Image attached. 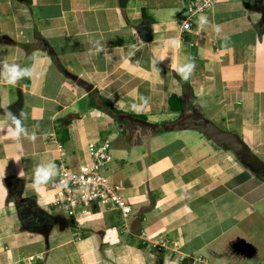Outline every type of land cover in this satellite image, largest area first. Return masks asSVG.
Returning a JSON list of instances; mask_svg holds the SVG:
<instances>
[{
	"label": "crops",
	"instance_id": "obj_1",
	"mask_svg": "<svg viewBox=\"0 0 264 264\" xmlns=\"http://www.w3.org/2000/svg\"><path fill=\"white\" fill-rule=\"evenodd\" d=\"M187 2L128 0L123 8L120 0H0V59L36 72L15 86L0 79V264H264V179L201 132L155 131L181 117L169 97L186 95L187 112L238 133L264 159V0L219 1L185 31ZM144 21L151 41L140 35ZM187 62L195 64L185 80L192 98L170 67ZM94 90L93 100L103 97L126 113V127L91 106ZM141 97L149 106L133 111ZM20 99L23 126L35 141L5 133V113L14 114ZM57 121L70 122L66 144ZM138 124L154 133L129 134ZM105 138L113 155L105 174L123 185L133 212L124 219L92 204L74 222L53 210L47 185L34 190L35 167L53 162L58 176L64 160L78 169L91 162L89 144ZM11 177L23 182L21 200L11 197ZM151 196L155 204L144 211ZM22 202L36 210L33 223L22 219Z\"/></svg>",
	"mask_w": 264,
	"mask_h": 264
},
{
	"label": "built area",
	"instance_id": "obj_2",
	"mask_svg": "<svg viewBox=\"0 0 264 264\" xmlns=\"http://www.w3.org/2000/svg\"><path fill=\"white\" fill-rule=\"evenodd\" d=\"M219 1L222 0H188L182 29L187 31L195 27V17ZM111 149V139L105 138L89 144L90 163L75 169L64 160L59 161L58 176L47 185L53 197V210L75 219L80 209H90L92 204H97L106 210L119 211L124 219L132 214L133 205L124 196L123 185L113 183L105 174L113 160ZM42 257L38 254L29 258L34 260ZM197 261L212 264L204 258H198Z\"/></svg>",
	"mask_w": 264,
	"mask_h": 264
},
{
	"label": "water",
	"instance_id": "obj_3",
	"mask_svg": "<svg viewBox=\"0 0 264 264\" xmlns=\"http://www.w3.org/2000/svg\"><path fill=\"white\" fill-rule=\"evenodd\" d=\"M120 2L122 7L125 8L128 0H120ZM149 26L150 23L148 21H144L141 25L140 35L144 41H151L152 39V33ZM78 80L87 89L91 90V85L85 83L81 79ZM21 106L22 100L20 99L12 108L14 115L17 117L20 115ZM143 123L149 125L146 121H143ZM177 128L201 132L221 147L230 146L243 165L247 166L255 174H261L264 176V160L247 145L238 133L220 127L213 120L196 111L187 112L181 115L178 120L164 126L165 130H175ZM154 204L155 199L151 196V205L145 207L144 211H151ZM17 208L24 221L28 223L34 222L33 217L37 212L31 203L22 202L18 204ZM72 220L75 221V219Z\"/></svg>",
	"mask_w": 264,
	"mask_h": 264
},
{
	"label": "clouds",
	"instance_id": "obj_4",
	"mask_svg": "<svg viewBox=\"0 0 264 264\" xmlns=\"http://www.w3.org/2000/svg\"><path fill=\"white\" fill-rule=\"evenodd\" d=\"M209 23L207 17L201 16L199 19V24L201 26L207 25ZM187 27V25H185ZM216 32H220L219 26L216 27ZM172 46L176 45V41L173 39L170 41ZM163 60L164 57H160ZM174 70L181 76L182 79L188 80L192 75L195 64L192 62H187L176 68L171 65ZM36 75L35 65L21 67L18 63H9L7 59H0V79H3L8 85L15 86L18 81L25 78H32ZM149 106V100L146 97L140 98V103H133L131 109L133 111L139 112L141 109L147 108ZM5 117L7 120L5 133L6 135L14 140L19 141L22 137L29 139L31 141L36 140L35 134L29 136L26 128L23 126L22 117L23 113H20L19 118L14 115L11 111H6ZM57 176V166L53 162H48L47 164L41 163L35 167L33 174V188L37 193H40L44 186L53 182L54 178Z\"/></svg>",
	"mask_w": 264,
	"mask_h": 264
},
{
	"label": "trees",
	"instance_id": "obj_5",
	"mask_svg": "<svg viewBox=\"0 0 264 264\" xmlns=\"http://www.w3.org/2000/svg\"><path fill=\"white\" fill-rule=\"evenodd\" d=\"M144 18L145 19L146 18L149 19V17L147 16L146 13H144ZM36 42H37V44H39L40 46H42L46 50H50L51 51V47L49 46V44L45 41V39H43L39 35L36 36ZM182 82H183L184 86L187 87L190 90V94H191V98H192L193 97V93H191L192 87L190 86V83L185 81L184 79H182ZM97 93H98L97 90L96 91L95 90L91 91V93H90L91 106L99 108V109L107 112L109 115L114 117L121 126L124 127V125L129 122V119L127 117H125V116H127L126 113L124 111L116 108L113 104H111L108 101H106L103 97H100L98 101L93 100L92 97L95 94H97ZM186 98H187L186 95H183V96H178L176 94L171 95L169 97V100H168L169 108L173 112H180L181 115L187 113V111H189L190 109L189 108L187 109V99ZM121 116H124L125 118H121ZM131 116L134 117V118H138L140 120H146V117H144L142 115H131ZM69 123H70L69 121H62V122L61 121H57V125H56L57 135H58L59 140L63 144H66L69 141V139H70V134H69V130H68ZM166 124L167 123H164V124H162L159 127H155L156 133L165 132L166 130L164 129V126ZM153 125L154 124H149V126H153ZM224 148L228 149V150H232V148L230 146H225ZM256 175L258 177L264 179L263 175H261V174H256ZM7 184L9 186V190H10L12 199H20L21 200L20 193H21V191L23 189V182L20 179H15V178L11 177V178H9L7 180ZM43 217L45 219H47L48 221H50L49 219H52L51 215H49V214H44ZM53 219L56 222H61V223H62V221L65 220L63 217H60V216H54ZM66 222H69V221L66 220Z\"/></svg>",
	"mask_w": 264,
	"mask_h": 264
},
{
	"label": "rangeland",
	"instance_id": "obj_6",
	"mask_svg": "<svg viewBox=\"0 0 264 264\" xmlns=\"http://www.w3.org/2000/svg\"><path fill=\"white\" fill-rule=\"evenodd\" d=\"M205 116V115H204ZM206 117V116H205ZM126 124H128V123H126ZM124 125V127H126L127 125ZM154 130L153 129H148V128H145V127H143V125L142 124H138V125H136L135 127H134V129L132 128V129H129V134H131V135H135V134H138V136H140V135H143V134H152V133H154L153 132ZM128 132V131H127ZM181 131L180 130H170V131H165V133H170V134H179ZM162 133H164V132H162ZM264 160V159H263Z\"/></svg>",
	"mask_w": 264,
	"mask_h": 264
}]
</instances>
